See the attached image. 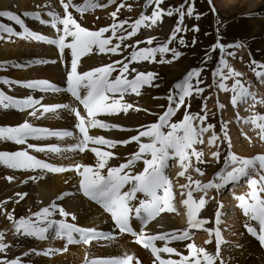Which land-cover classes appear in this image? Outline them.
<instances>
[{
	"label": "snow or ice",
	"instance_id": "6c2138e0",
	"mask_svg": "<svg viewBox=\"0 0 264 264\" xmlns=\"http://www.w3.org/2000/svg\"><path fill=\"white\" fill-rule=\"evenodd\" d=\"M59 4L63 11L49 10L47 16L50 19L42 18L41 12L38 11H25L22 14H17L10 10H0V18L12 22L21 30L17 31L9 24L0 23V40L4 39V34H6L8 38L17 37L22 40L53 45L58 50L60 62L65 60L66 50H68L71 59L70 69L66 72L67 86L60 88L47 80L19 81L6 76L0 78V85L8 86L10 89L15 85L43 93H69L82 105L83 114L81 110L70 104L60 103L55 106H45L42 99H35L31 95L17 99L6 94L3 90H0V108L15 109L21 113L27 112L30 117L36 119H40L45 114L57 113L58 110L68 111L75 118L74 128L77 130L78 136L74 137L72 131H52L46 127H37L27 120L18 126L0 127V141H8L14 145L23 146L20 150L0 151V166L14 172H35L37 170L41 173L76 172L81 177L79 188L83 196L94 201L110 214L114 227L120 234H130L135 238L136 244L150 250L151 255L155 258L154 264H217V262L224 264L221 256L224 241L219 228L221 212L217 211L215 214L217 227L214 229L205 228L204 226L210 221L198 217L207 203L205 196L209 190L219 192L226 185L239 183L242 178H247L250 191L246 195L235 198L243 215L258 225L257 228L252 223L245 224L247 233L264 247V154H258L252 158H242L229 151L225 157L223 168L207 183H201L199 180L193 181L191 176H186L189 169L193 167V158H195L196 164L207 163L204 160V152L198 150L197 145L207 143V146L211 148L217 146L219 141L221 143L227 142L229 149L232 146L227 123L220 124L222 135L216 133V125L208 123V97L203 96L206 88L202 87L205 84L202 78L205 68L188 71L178 83H175V91L169 92L167 95L168 105L166 110L158 115V121L142 125L135 130L137 135L121 140L90 135V129L132 131V129L125 128L120 124L105 122L99 117L127 115L130 111H147L131 102H126L125 96H139L145 86L158 87V84H154V81L158 79V74L140 71L138 68L131 67V64H139L144 61L171 64L179 59L182 53L170 45L177 39L179 33H186L189 30L184 26L185 17L197 20L201 18V15L196 13L195 0H183L179 6L167 8L161 7L164 0H146L144 9L151 8L150 15L142 11L140 16L131 23L127 19L117 20V13L126 6L124 3H120L116 11L111 13L112 24L98 31H90L81 26L74 18L72 10L83 15L86 11L116 5L117 0H107V3H100V0H87L82 4H76L74 0H59ZM128 10L131 11L130 5ZM212 10L215 11L214 8ZM22 16L54 29L55 38H49L30 30ZM173 16L177 17L175 27L164 42H160L154 47L134 49L130 57L126 56L122 60H116L83 73L78 71L84 56L97 53L119 55L124 41L137 36L142 28L158 26L163 23L164 17ZM120 30H124L126 34L117 35ZM191 31L198 32L199 28L193 27ZM106 33H111V38L106 37ZM113 38L120 43H113ZM154 42L155 38L153 37L136 43L153 45ZM195 43L196 41L193 39L192 45L194 46ZM179 44L184 47L188 46L183 37L179 39ZM242 46L239 42L233 44L220 43L218 35L217 43L212 46L209 53H206L208 60L212 59V52H218L219 57L215 69L211 71L213 83L206 87H214L220 92L231 93L230 104L233 108L242 102H247L248 99L256 101L255 94L249 90L251 84L246 87L241 82L240 78L243 74L234 70L227 59V57L235 56V53L229 49ZM169 53L171 59H165L164 57ZM157 55L161 57L159 61L156 59ZM52 62L56 63V61ZM36 63L43 64L47 61L39 60ZM251 64L255 65L253 71L257 79L264 82V70H257L264 69V64H259L255 60L251 61ZM9 67L19 69L25 66L0 62V71H7ZM113 73H117V75L113 76ZM133 73L135 75L129 78ZM228 80L234 81L231 87L227 83ZM194 96L203 98L204 103L201 107L203 114H192L188 110L191 105L186 104V101ZM256 102L264 104V100ZM217 104L221 111L225 108V105L219 100ZM182 107L185 108L182 119L179 122H173V118ZM245 123H251L256 129H259L260 139L264 140V115H256L250 120H246ZM209 132L212 134L205 141V134ZM72 137L77 139V143L70 149L30 142L47 141L50 138L63 140ZM131 143L137 144L138 150L131 154L126 162L120 163L118 166H111L109 163L111 160L119 158L115 152L102 150L100 147H89L94 145L115 149L118 145L127 146ZM63 151L79 153L91 151L96 157V163L94 166L82 163L68 167L56 166L31 154L32 152H47L58 155ZM211 156L219 161L220 151L212 152ZM141 161L144 165L143 170L136 173L134 169L137 163ZM170 161L178 163L182 169L179 176L185 177L189 182L180 185L182 190L179 193L181 197H186L182 199V204L186 208L188 228L182 231L174 230L149 235L145 229L150 222L155 221L162 213H172L177 210L174 204L173 183L166 174ZM105 170L106 175L102 174ZM194 170L201 176L205 174L200 167H195ZM254 177H259V179ZM42 178L43 176L29 177L31 180ZM6 179L11 182L15 177L10 175ZM193 184L195 185L194 188L192 187ZM194 191L203 192L204 196H201L197 201L193 196ZM138 194H142L143 198L138 197ZM17 195L23 199L25 194L17 193ZM68 195L70 193H63L56 199L63 200ZM16 202L18 203V201ZM5 203L7 202H0V205ZM220 207L222 208V205ZM0 215L5 216L13 224L12 231L16 237L35 238L39 241L51 239L65 241V244L59 249L48 248L44 251L31 249L29 252H25L24 256L35 254L52 257L66 252L69 246H91L94 241L116 239L111 232L106 233L97 230L95 227H83L76 223H69L68 218L76 221V216L66 211L55 200L28 217L17 219L14 210L8 211L2 206H0ZM57 215L63 219L54 218ZM134 222H138V224H134ZM191 229H203L210 237L214 234V253H209L194 243L187 244L188 255H184L175 247L169 246L174 241L192 240ZM158 241L163 242V246H157ZM205 243H212V240ZM11 247L12 245L6 242V233L0 231V264H25L23 257L7 258V252ZM162 254H167L169 258H164ZM173 256L178 257V259H173ZM84 264H141V261L128 254L109 259H89L86 255Z\"/></svg>",
	"mask_w": 264,
	"mask_h": 264
},
{
	"label": "bare ground",
	"instance_id": "6f19581e",
	"mask_svg": "<svg viewBox=\"0 0 264 264\" xmlns=\"http://www.w3.org/2000/svg\"><path fill=\"white\" fill-rule=\"evenodd\" d=\"M131 1L132 4H130V2L129 4L130 6H132V8L129 14H136V9H138L139 7L140 10L144 9V4H138L139 0ZM222 1H224L227 6H233L238 3V5L245 7L248 10L247 13L251 14L252 21L257 22L258 24L257 32H264V3L262 4L261 0ZM85 2H87V0H74V3L76 4H82ZM100 3H107V0H100ZM116 8L117 5L111 8L108 6L106 8H102L103 10H99L98 8L99 11H97L96 13L86 11L83 16H79L75 13H73V15L74 18H76L77 21L81 24V26L90 31H98L99 29L108 27L112 24L113 17L111 13L116 11ZM0 10H10L17 14H22L25 11H38L41 12V16L44 19H50L47 16V12L49 10H56L58 12L63 11L59 4V0H0ZM22 18L25 19V23L30 28V30H35V32H38L39 34L45 35L49 38H55L56 32L54 29L45 25H41L38 21L31 20L27 17L22 16ZM94 18L97 19L96 23H94ZM3 20L6 24H9L10 26L16 28L17 31H21L19 27L12 24V22L5 19ZM0 23H2V21ZM159 26L167 28L168 22L164 19L163 23L159 24L157 27ZM140 31H142V29ZM141 47L143 46L137 47V50L143 49ZM124 50H126V47H124L122 51L124 52ZM66 53L67 55L65 60L63 62H60L58 50L53 45H48L32 40H22L17 37L8 38L6 34H4V39L0 40V62H7L9 65L21 64L25 66L23 68H17L13 70L12 74L14 75H12L11 73H9L8 75V78L19 81L42 79L55 84L57 87L65 88L67 86L66 74L63 75V71H67L68 69H70L71 59L70 52L66 50ZM121 53L122 52H120L119 55H113L111 53H107L106 55L97 53L84 56L80 62L78 71L83 73L85 71L107 65L109 63H112L113 61L120 60L121 58L126 56ZM128 57H130V55H128ZM156 59L157 61H159L161 57L157 55ZM39 60L47 61V63H36ZM52 61H56V63H53ZM146 64L145 62L143 64V66H145L146 68L145 72L150 71L158 74V79L154 81V84H158L159 86H145L141 91L140 98H137L135 95H126L125 99L127 100L125 101L131 102L135 106L141 109H146L147 111H130L127 115L121 114L120 116L99 117V119L105 122L117 123L125 128L132 129V131H105L101 129H90V135L103 136L105 138L117 140L127 139L133 135H137L138 133L135 130L139 129L142 125H148V123L150 122L158 121V115L162 114L166 110V107L168 105V100L166 99L167 95L169 94V92L175 91V83H178L190 69L188 68L189 66L187 65V63H182L179 68L175 69H171L169 68V66L166 67L167 63H149L147 66ZM170 70L174 72L170 73ZM115 75H117V73H113V76ZM162 76H166L167 81H161L160 78H162ZM0 78L2 77L0 76ZM163 82H165V85L163 84ZM13 89H16V92L18 93V96L21 97V99L31 95L35 99H42V103L45 106H55L56 104L60 103L67 104L64 101L67 100L66 97L68 96L70 97L69 104L81 110L83 114L82 106H80L79 102L76 101L69 93H43L39 92L38 90H28L22 87L16 88V86L15 88L13 87ZM254 89L255 88H253V90ZM129 97L131 98L130 100H128ZM243 103L244 102L239 105H245L244 108L240 109L239 105L236 107L239 115L235 114L231 104L224 108V113L227 120L226 122L228 125L229 136L232 142L231 148L233 149L234 154L242 158H251L253 152H260L259 154H261V152H264V144L260 142L261 139L259 136V129H256L251 123H245L246 120H250L252 117L256 116V114H253L254 108H256L255 103H252V100H247L245 104ZM252 105L255 106L253 107ZM182 112L183 109H180L178 115H180ZM155 116L157 118L156 120H153ZM176 118L177 116L173 118V122H177ZM25 120L32 123L34 126L46 127L52 131H54L55 128V130H58V128L72 127L75 123L74 116L70 112L65 110H58L57 113L45 114L40 119L32 118L28 115L27 112L21 113L15 109L1 108L0 110V127L18 126ZM258 123H261V121H258ZM250 128L252 129V131ZM211 134V132L205 134V141H207ZM57 141L58 140L55 138H50L47 141L30 142L57 146ZM76 143V140L72 138L65 141L63 143L65 145H61L59 147H61L62 149H70ZM0 144V151H15L20 150L21 148L19 145H14L8 141H0ZM89 147H100L102 150H110L115 152L119 158L111 160L109 162L111 166H118L120 163L126 162L131 154L138 150V145L135 143H131L127 146L118 145L115 149H107L104 148V146L94 145H90ZM196 147L199 150V145H197ZM220 147L221 142L219 141L217 142V146L211 148L207 146V143L203 145L204 155L207 162L215 164L216 159L211 156V153L219 150ZM31 154L56 166L68 167L73 164L79 163L94 166L96 163V157L91 151H87L84 153L63 151L58 155L47 152H32ZM143 167L144 165L142 161L138 162L134 171L136 173H139L143 170ZM195 167H198V165L195 162V158H193V167L189 169V171L186 173V176H191L194 179H196V177L200 178V175L194 170ZM181 170L182 169H180L178 163H174L172 161L169 162V169L166 170V174L169 176L173 183V189L176 187V190L179 191V193L182 190L180 188V185L189 183L185 177L179 176V172ZM214 173V170L209 171L207 174H204L203 177L200 178V180H203L202 183H207L213 179ZM102 174L106 175V170ZM10 175L15 177V179L11 181V184L6 179V177ZM30 176H43V178L31 180L29 179ZM255 178L259 179V177ZM242 179L239 181V183L226 185L219 192H216L215 190H209L207 196L205 197L208 198V200L215 197L214 200H216V211H220L223 216L219 225L224 241V243L222 244L221 253H223V250L226 247L225 244L227 243L228 251L231 253L233 258L232 262H234L235 264H264V247H262L259 242L250 234H248L247 231L243 228V224L247 223H252V225L257 228L258 225L256 224V222L249 221L248 218L243 215L241 209L238 207V201L235 198L237 196L246 195L250 191V189L247 187V181H245L242 186H238L239 184L243 183ZM80 180L81 177L74 171H68L64 173H41L39 170L35 172H12V170L0 166V199H3V202H8V198H13L12 204L7 205V203H5L3 204V207L12 209L11 206H15V210L26 208L28 215H32L33 213L49 205L50 202L55 200L56 203L64 207L66 211L76 216L77 219L74 222H76L79 226L95 227L99 231H109L116 237V239L112 241H94L91 246H69L68 250L66 252H63L64 254L62 253L54 255L50 259L42 255L38 256L35 254L24 256L25 259H28V264H81L84 263L86 255L89 259H106V257H109L110 254L114 252L113 248L120 251V253L122 254L121 257L123 256V254L127 253L129 255H133L135 258L141 259V263L143 264H154L155 258L151 255L150 250L140 247L135 243V240L128 235L120 234L118 230L113 227L110 214L107 213L102 207H98L94 203V201H91L83 196L79 188ZM192 187L194 188L195 186L192 185ZM184 191L187 190L184 189ZM17 193L25 194L23 199H21L17 195ZM63 193H70V195L66 196L63 200H57L56 198ZM140 195L141 194H138V197L141 198ZM201 195L203 196L204 193H200L199 196ZM178 196L179 200L177 199L178 205L176 204V207H179L178 211H181V213H162L165 215V220L161 221L163 225L158 224V221L156 220L150 222L145 229V231L149 235L162 234L174 230L182 231L188 228L187 218L185 217L187 216L186 208L182 204L183 198L179 194ZM16 201H18V203ZM175 203L176 201L174 202V204ZM221 204L223 205L222 208L220 207ZM181 207L182 209L184 208L185 216L183 215ZM215 214L201 216V218L210 221L209 224L204 226L205 228L214 229L217 227V225L215 224ZM183 216L185 219H183ZM54 218L63 219L59 216H56ZM71 221L72 220L69 217L68 222ZM134 224H138V222H134ZM5 225V223H0V229L5 227ZM12 227L14 226L12 225ZM8 229H10V227L6 230ZM12 229L13 228L9 230L10 234L8 237L13 236ZM191 230L195 232L197 231L194 236L196 242L193 243L198 247L204 248L209 253H214V234L212 237H210L203 229ZM10 239L13 238L11 237ZM209 240H212V243H205ZM55 243H57V245H52L50 240L34 241L32 238H28L25 239L19 246H24L22 249L27 250L26 252H29L31 249L44 251L48 248L59 249L65 244V241L55 239ZM188 243L190 242L174 241L169 246L175 247L184 255H188V250L186 247ZM10 245L14 246V248L16 247L14 243H11ZM157 246H163V242L158 241ZM18 250L19 249L16 248L14 251ZM114 254L116 257V253ZM162 256L164 258H169L167 254H162ZM172 258L178 259V257L175 256H173ZM232 262H229V264ZM225 263L226 262H224V264ZM217 264H219V262H217Z\"/></svg>",
	"mask_w": 264,
	"mask_h": 264
},
{
	"label": "rangeland",
	"instance_id": "374dc122",
	"mask_svg": "<svg viewBox=\"0 0 264 264\" xmlns=\"http://www.w3.org/2000/svg\"><path fill=\"white\" fill-rule=\"evenodd\" d=\"M129 2H130V4H132L131 0H128V1L127 0H117V4H116L117 6L120 3H124L126 5L125 8L121 9L117 13V20L118 21H122V20L127 19L129 21V23H131L140 16L142 11H144L145 14L150 15L151 10H152L151 8H148L146 10L145 9L140 10V7L138 9H136L137 10L136 14H133V13L129 14V12H130L128 10V6L130 5ZM182 2H183V0H164V4H162L161 7L167 8V7L179 6ZM145 3H146V0H139V2H138V4H141V5H143V4L145 5ZM261 3L263 4L264 0H261ZM116 5H111L109 7L110 8L115 7ZM131 8H132V6H131ZM213 8L215 9V11L212 10ZM195 9H196V13L201 15V18L199 20H197L195 18L185 17L184 26L186 28H188L189 30L186 33L185 32L179 33L177 35V39L174 40L172 42V44L170 45V47H174L178 51H180L182 53V55L180 56L179 59L175 60L173 63H171V64L167 63L166 67L169 66V68L175 69V68H179L182 65V63H187V65L189 66L188 68L190 69L189 71H191L193 69H199L202 67L206 69L202 73V78L205 81V84L202 85V87L206 88L203 96L208 97V99H207V110H208V114H209L208 123H212V124L216 125V129H215L216 133L218 135H222L220 124L225 123V121H227V120H226L225 113H224L225 109H223L221 111L218 107L217 101L220 99L219 102L224 104L225 108H226L227 106L230 105L229 95L231 96V93L230 94L223 93V92L218 91L214 87L213 88H207L206 87L207 85H211L213 83L211 71L215 69V65L218 63V58H219L218 52H212L211 53L212 59L208 60L206 53H209L212 46L217 43L218 35L220 37V43H223V44H233V43H237V42L241 43L243 45L242 47L229 49V51H232L235 53V56L234 57H227L228 62L234 70L239 71L240 73L243 74L240 79H241V82L244 83L246 87L249 84H251V87L249 90L253 91V93L255 94L256 101L264 100V82H261L257 79V77L253 71V67H255V65L251 64V61H253V60H255L259 64H264V32H260V33L257 32V28H258L257 22L252 21L251 14L247 13L248 10L241 5H238V3L233 5V6H231V5L227 6V4H225V2L222 0H211V3H209V0H195ZM97 11H99V10H96L94 12L96 13ZM94 12H91V13H94ZM73 13H75V12H73ZM79 16H83V15L80 14ZM96 16H98V15H96ZM164 19L168 22L167 28H163V26H159V27L154 26L151 28H142V31H140V33L137 36L133 37L130 40L124 41L121 45V52L123 53V55H126L128 57V55H131V52L134 49L137 50V47H140V46H143L141 48L154 47V46H156V44H158L160 42H164L169 37L171 30L175 27L177 17L176 16L164 17ZM1 21H2V23L3 22L5 23V21L3 19H0V22ZM96 21H97V19L94 18V23H96ZM193 27H198L199 31L198 32L191 31V29ZM120 34H126V33L124 32V30H120V32H118L117 35H120ZM105 36L111 38V33H106ZM153 37L155 38V42L153 45H147L146 43H139V44L136 43L137 41H146L148 38H153ZM181 37H183L185 39V42L188 45L187 47L181 46L179 44V39ZM193 39H195V41H196L194 46L192 45ZM115 41H117V42H115ZM114 42L120 43V41L113 38V43ZM130 45H131V47H130ZM124 47H126V50H124V52H123L122 50L124 49ZM126 56H124V57H126ZM124 57L121 59H124ZM165 57H166V59H170L171 54L169 53ZM167 57H169V58H167ZM144 62H145V64L147 63L146 66L149 63H151L148 61H144ZM144 62H141L139 64H135V63L131 64V67L138 68L140 71H146L145 66H143ZM173 66H175V67H173ZM15 69H17V68L9 67V69L7 71H0V76L4 77V75H5L6 77H9L8 76L9 73L12 74L13 70H15ZM257 70H264V69H257ZM66 72L67 71H63V75H65ZM172 72H174V71L170 70V73H172ZM225 72H227V69H225ZM12 75H14V74H12ZM134 75L135 74L133 73L129 77L132 78V76H134ZM160 80L161 81H164V80L167 81L166 76H162V78H160ZM233 82H234L233 80L227 81L229 87H231ZM163 84L165 85V82H163ZM0 88L5 90V91L10 92L12 95L16 94V89L14 90L13 86L10 89L8 86L0 85ZM253 88H255V89L253 90ZM60 94H65V92H60ZM140 96L141 95H139V97L138 96H136V97L140 98ZM258 97H259V99H258ZM66 98H67V100H65L64 102L69 104L70 103V97L67 96ZM224 98H226V99H224ZM130 99L131 98L129 97L128 100H130ZM125 100H127V99H125ZM226 101H227V105H226ZM248 101H251V99H248ZM256 101L252 100V103H255V105H256V108H254L253 114L257 115L258 112L260 111V113L264 115V104L257 103ZM203 103H204V100L200 96H194V97H192L186 101V104L191 105L190 109H188V110L192 114H196V113L203 114V113H201V107L203 106ZM243 104H245V102ZM244 107H245V105H241L240 109L244 108ZM181 109H183V112L180 115H178L179 112L176 114V116H177L176 121L177 122H179V120L182 119L183 113L185 111V108L182 107ZM232 109L234 110L236 115H239L236 108L234 109L232 107ZM0 110H1V108H0ZM24 113H26V112H24ZM156 118L157 117L155 116V118H153V120H156ZM151 123H155V122H150L148 124H151ZM74 124L72 127L58 128V130H55L56 129L55 128L54 131H65V130L72 131L74 133V137H76V136H78V132L74 128ZM62 126H60V127H62ZM251 131H252V129H251ZM228 133H229V130H228ZM74 137H72V138H74ZM72 138H65L63 140L57 139L58 140L57 146L59 147L61 145H65L63 143L65 141H67L68 139H72ZM74 139L77 142V139L76 138H74ZM260 142L262 144H264L263 140H260ZM0 146H1V144H0ZM20 147L22 148V146H20ZM198 148H199V150L204 152L203 145H199ZM228 150H230L232 153H234L232 148L231 149L228 148L227 142H223V143H221V147L219 148V151H220L219 161L216 160L215 164H211V163L207 162L204 164H197V165L204 171L205 174H207L209 171H212V170H214V172H216L217 170H219L221 168L222 163L224 162V159L228 153ZM259 153L260 152H253L251 158L258 155ZM261 154H264V152L263 153L261 152ZM204 160L206 161L205 155H204ZM190 171H192V170H190ZM12 172H14V171H12ZM195 176H196V174H195ZM201 177H203V176L200 175V178ZM213 177H214V175H213ZM198 178L197 177H196V179L192 178V180L193 181L199 180L202 183L203 180L202 179L200 180V178L199 179ZM9 183L11 184V182H9ZM247 187H248V185H247ZM177 194H179V193H177ZM201 196H197V197L194 196V199H196L198 201L199 200L198 197H201ZM174 200H176L175 206H177L178 205L177 199H174ZM206 201H208V202L206 203L205 207L202 209V211H204V214H202V215L208 216V215H210L208 213H213L212 215H214L217 212L216 211V200H214L213 198L208 200V198H206ZM0 202H3V199H0ZM12 203H13V198H8L7 205L12 204ZM0 206L3 207V205H0ZM11 208L12 209H7V208L6 209L8 211L14 210V215L17 219L20 217H28L31 215V214L28 215L26 208L20 209V210H15V208H16L15 206H11ZM178 212L179 213H177V214L181 213V211H178ZM201 216H200V218H201ZM161 218L162 219H160L158 222L160 225H163V223L161 221L163 219L165 220V215L162 214ZM0 223L6 224L5 227L0 229V231H3L6 233V242L8 241L7 242L8 244L14 243V245L16 246L15 248H14V246H12L11 249L7 252V258L11 259V258L23 256V260H24L25 264H28V262H29L28 259H25L24 255H22L27 250L22 249L24 246H22V247L19 246V245H21V243L25 239H28V238H25L22 236L16 237L14 235L8 237L10 234L9 230L11 228H13L12 227L13 224L10 221H8L5 218V216H3V215H0ZM244 225L245 224H243V226ZM9 227H10V229L6 230ZM243 228H244V230H246L245 227H243ZM7 237H8V240H7ZM11 237L13 239H10ZM32 239L34 241H37L35 238H32ZM101 241L105 242L106 240L105 241L100 240L99 242H101ZM50 242L52 245H57V243H55V239L50 240ZM189 242L193 243L192 241H189ZM194 242H196V239L194 240ZM225 246L226 247L224 248L223 253H221V254H222V258L224 259V262H226L225 264H229V262L233 261V258H232L231 253L228 251V247H227L228 244L226 243ZM16 248L19 250L14 251ZM113 251L114 252H112V254H110V256H109L110 258L121 257L122 254L120 253V251H118V249L115 250L113 248ZM114 253H116V257H115ZM117 253H119V254H117ZM126 254L127 253L123 254V256ZM109 257H106V259H109ZM46 258L50 259L52 257H46ZM230 264H235V263L232 262Z\"/></svg>",
	"mask_w": 264,
	"mask_h": 264
}]
</instances>
